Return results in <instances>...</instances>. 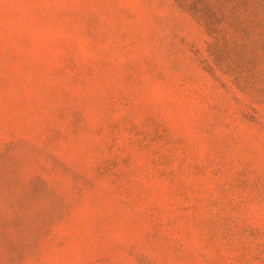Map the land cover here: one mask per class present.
<instances>
[{
	"label": "rangeland",
	"instance_id": "1",
	"mask_svg": "<svg viewBox=\"0 0 264 264\" xmlns=\"http://www.w3.org/2000/svg\"><path fill=\"white\" fill-rule=\"evenodd\" d=\"M0 264H264V0H0Z\"/></svg>",
	"mask_w": 264,
	"mask_h": 264
}]
</instances>
